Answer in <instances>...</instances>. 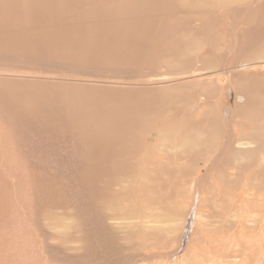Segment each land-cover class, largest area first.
Segmentation results:
<instances>
[{
    "label": "rangeland",
    "instance_id": "rangeland-1",
    "mask_svg": "<svg viewBox=\"0 0 264 264\" xmlns=\"http://www.w3.org/2000/svg\"><path fill=\"white\" fill-rule=\"evenodd\" d=\"M223 1L202 0V4L200 0H0V99H2L0 100V110L2 108L10 110V105H14L12 109L15 110L11 116L13 123H5L4 113L0 112V119H2L0 120V133H2L0 136V158L11 156L14 147L17 150L14 154L17 156L39 155L40 149L38 148L42 143L36 142L35 145L34 142H32L33 144L31 141L29 142V140H34L31 139V137L35 138L34 136L38 141V132L32 130L29 139L30 135L19 131L15 126L16 122H20L16 112L23 110L28 123L37 127V130L45 131L46 136L52 135L55 127H60L62 132L68 127V121L64 123L63 119L59 118L60 111L54 113L56 111L53 106L55 105L54 101H56L57 95H65L67 88L69 92L78 89H71L70 83H68L67 87L58 85L56 90L52 84L45 81L39 82L43 80L34 78L32 75L41 74L40 76L43 77L44 73V76H56L57 73L62 77H73L78 74L75 72L80 69L87 73H96L101 78L119 79L129 76L120 70L124 68V70L140 69L144 72V77L156 73L171 77L194 72L205 74L193 78L194 80L191 79V76L188 80H182L183 83L162 87L165 100L163 112L165 142L168 145L164 148L167 149L165 153H169L170 150L171 152L170 156L165 154L164 161H150V168H147L145 178L146 189L149 192L147 194L146 191L143 192L145 208L142 206L143 200L139 197L138 190L139 186H142V181L141 185L133 183L134 187L131 189H125L129 187L125 186V190L122 192L118 189L121 185L115 184L116 180L111 178L107 181L106 176L102 177V171H99L97 176L96 165L106 162L103 158H99L101 153L99 147L96 152H93L97 162L94 163L91 158H88L92 164L89 168L91 171L86 185L88 194L84 198L88 200L87 210L76 204H69L67 200L59 197L55 202L56 207L51 206L48 209L44 207L41 211V215L44 217L34 216L29 208V212L21 211L18 202L9 201L8 210L13 212H8V217L5 215V220L8 223L0 220V264H175L179 256H182V260L180 259L178 264H185L193 261L190 247H184L180 253L173 254L172 257L169 254L170 259L165 254L179 248L181 241L184 242V235L188 229L191 234V238L188 237L190 241L187 239L188 243L192 242L193 247L198 244L199 248L207 246L205 248L213 255L223 256V259L229 262L232 255L230 254L229 257L223 247H216V243L208 241L218 236L228 239L226 236L234 231L239 233V226L242 222L249 223L250 221L247 226L252 228L255 234L261 230L254 229L253 226H255L254 219L258 221L259 227L264 223V72L260 71L255 74L251 71H249L250 73L243 72L234 78H225L221 82V79L219 80L215 75V71L235 64L264 60V0H252L253 6L249 7L250 9L240 7L232 10L226 16L219 15L218 11L225 4L234 0ZM260 1H262L263 7L257 6ZM232 3L230 2V4ZM232 19L237 20L235 26L229 25ZM230 40L235 41L236 46L232 47ZM210 41H214L212 45L209 43ZM58 60L62 63L68 61L72 66L67 69L58 67L56 66ZM211 71L215 73L212 76L207 74ZM33 72L34 74H31ZM61 72L62 74H59ZM28 74H31L32 78L26 76ZM88 76L90 77V75ZM221 76L224 78L223 75ZM227 80L229 82H226ZM200 81L203 82L199 84ZM224 84H226L225 87H223ZM82 88H88L87 91L89 90L88 92L91 93L104 92L108 96L113 90L119 94H126L128 90L117 91L100 86L79 87V89ZM137 90L131 91V96H136L135 100L148 97L150 104L152 103V90H149L148 93ZM7 103L8 105H5ZM63 109L65 110L62 107L61 112ZM149 114H154L152 106ZM88 115L89 118L92 116L91 113ZM232 115L233 117H231ZM34 118L43 119V121ZM34 120L36 122H33ZM3 122L6 126H3ZM77 123L78 128L80 125L93 124L91 121L85 122L83 119ZM94 123L98 124V121ZM141 124L142 126L146 125L149 130L153 128V120L148 117L142 119ZM9 127L13 128V132ZM44 127L46 129H43ZM216 127L219 128L216 129ZM246 130L250 132H246ZM33 131L37 135L33 134ZM179 131L181 132L179 133ZM161 132L162 130L157 131L156 136ZM174 132L184 138H190L189 142L186 140L185 146H175V139L172 140ZM212 133L216 136L214 137ZM79 135L82 138L84 136L83 140L88 143L94 139L93 136H88L87 130L81 131ZM23 136L26 138L22 142H28L32 148H35L31 153L25 151L27 155L23 153L25 148L22 147L25 146L20 144L21 147H19L18 142H15L18 138L23 139ZM243 137L252 139L254 142L252 146L248 147L249 149L241 150L236 147L235 143H232L233 145L231 144L224 152L227 142H237ZM26 139H28L27 142H25ZM44 145V149L49 148L56 152V154L53 153V156H59L60 151H63L60 146H55L52 142L47 144L45 141ZM31 147L29 149H32ZM192 147H195L193 152ZM217 147L218 149H216ZM18 150H22V152L20 151V153ZM50 153L52 152H47L48 155ZM64 153L65 155L70 154L69 151ZM209 154L212 155L209 156ZM48 155L41 152L39 156L46 157ZM211 156L213 159L208 161ZM225 160H228V164ZM58 164L68 166L64 160H60ZM231 164L232 166H230ZM211 166L213 170L210 169ZM219 166H221L220 169ZM68 168L73 169L72 167ZM233 168L238 172L233 171ZM116 173L119 174L120 170ZM7 174L11 176L13 173L7 172ZM216 174L222 178H217ZM197 176L200 178L202 176L204 182L199 181L202 178H198V187L193 189L195 185L193 179ZM114 178L118 180V177ZM138 178H140L139 175ZM21 179L19 177L18 181L21 182ZM213 180L215 181L213 182ZM0 185H4V180H1ZM18 185L17 183V189L24 194L25 190ZM215 185L216 187H214ZM241 187L243 190L240 191ZM248 188L249 190H247ZM128 192L129 195H127ZM150 192H153V195ZM248 192L252 194H246ZM232 199H236V201L233 202ZM0 202V205H3V201ZM237 203L241 205V208ZM242 204H245L243 208ZM249 205L251 206L249 207ZM252 206L254 207L252 208ZM253 209L255 210L253 211ZM134 210H139L141 215L147 210L149 216L143 215L144 221L140 223L138 219H131ZM120 211L121 214H127H117ZM28 216H32V219ZM87 216L92 217L90 223L94 225L93 234H88V229L85 226ZM116 217H122V219H115ZM189 217L191 219L186 221V218ZM190 222L193 223L192 229H190ZM11 223L12 226H10ZM115 223L117 224L115 225ZM6 225L9 227L7 228ZM11 228L12 230H10ZM26 236H29V240L26 239ZM205 238L208 241H205ZM7 240L10 241L7 243L8 245L4 244ZM35 247L36 252H31ZM155 251L162 252V255L159 257Z\"/></svg>",
    "mask_w": 264,
    "mask_h": 264
},
{
    "label": "bare ground",
    "instance_id": "bare-ground-1",
    "mask_svg": "<svg viewBox=\"0 0 264 264\" xmlns=\"http://www.w3.org/2000/svg\"><path fill=\"white\" fill-rule=\"evenodd\" d=\"M200 1H201L200 3L203 4L202 0H200ZM203 1H205V0H203ZM234 1H230V2H233L232 4H230V2H229V3L225 4L223 7H221L219 9V11H218L219 12V15H225L226 16L232 10L239 9L240 7H243V8L244 7H247V8H249V7H252L253 6V1L252 0H244V1L234 0ZM222 2H224V1L222 0ZM229 5H231V6H229ZM257 6L258 7H260V6L263 7L262 1H260V3H258ZM236 24H237V20H235V19L230 20V23H229L230 26H235ZM142 35H143V33H142ZM236 36H237V34H236ZM231 37H233V36L231 35ZM213 40H214V38H213ZM230 41H232V40H230ZM213 42L210 41L209 43L212 45ZM207 43H208V41H207ZM230 44H231L232 47L233 46H236L235 45V41H232ZM251 53H254V52H251ZM248 56H251V55L248 54ZM240 62H242V61L240 60ZM70 64L71 63H68V61H63V63H62L60 60H58V62L56 63V66L61 67V68H64V69H67V67H71L72 66V65L70 66ZM73 65H75V64H73ZM76 69H77V67H76ZM124 69H120V70L122 71V73H127V75H129V76H127V77L124 76V77H121L119 79L101 78L96 73H87V72H85V70H80V69H79L80 71L78 70V72H75V73H78V74L76 76H73V77H62V76L57 75V73L55 74L56 76H54V75L53 76L52 75L50 76L49 74H48L49 76H46V75L44 76V73H43V77L40 76L41 74L38 75V76L37 75H32V77H34V78L43 80V81H39V82H44L45 81V82H48V83L52 84L56 90H57L58 85H64V86L67 87V84L70 83L71 89H78L77 90L78 92L77 91H72L73 93L72 92H69V90L67 88L66 94L65 95L64 94L63 95H57L56 96L57 99H56V101H54L55 102V105H53V106H55V109L54 110H56L54 113L56 114L58 111H60L59 113H61V115H59V118L63 119V122L64 123L68 121V127L63 132H62V129L60 127L59 128L58 127H55V129L53 131V134L51 133L52 135L49 134L50 136L49 135L46 136L45 131L37 130L36 129L37 127L35 128V127H33V125L30 122L28 123V121H27V119H26V117L24 115L23 110L21 112H16L18 114L17 117H19L18 120L20 122L19 123L16 122L15 123V126H16V128L18 127L17 129L19 131L25 132V135L26 134L30 135L29 136V139H30V137L32 135V130H35V132L36 131L38 132V137H37V139L39 138L38 141L35 139L36 136H34V135L33 136L35 138H32L31 137V139H34V140H29V142L31 141V143L34 142L35 145H36V142H39V144L42 143L40 145V148H38V149H40V151H38V154L40 155L41 152H45L46 155H48L47 154L48 151L49 152H52V153H50V155H48L46 157L45 156H39V155L38 156H31V154H28L29 157H26V156H23V155L22 156H17L16 154H14L17 151L15 149V147H14L12 149V153L13 154H11V156L9 155L8 158L7 157L6 158H0L1 159L0 160V163H1V165H0V182H1V180H4V185L3 186L0 185V190H1L0 201H3V205H0V212L3 213V214L0 213V220L1 221H4V222L6 221L7 222V220H5V218L8 217L7 216L8 215L7 213L12 211V210H8L9 209V204H10L9 201H11V200L18 202V204H19V206L21 208V211L29 212V209H30V212L34 216H36V215L40 216L42 214L41 211L44 209V207L46 209L50 208L51 206H55L56 207L57 205H55V202H56V199H58L59 197L60 198H63V200H67L69 202V204H72V205H75L76 204L79 207H81L82 209L87 210V208H88V200H86L84 198L87 197V194H88V189H86V185H87V181H89L88 178L90 176V171H91L89 168H90V166L92 164V161L94 163L97 162L95 156L93 155L95 153H93V152H96L99 149V147H100V151H101V153L99 154V158L100 159L103 158V160H105L106 162L105 163H98L96 165V167H95L96 169L95 170H97V172H96L97 173V176L99 175V171L100 172L102 171L101 172L102 177L106 176L107 181L111 180V178H112V180H116L115 181L116 182L115 184L116 185H118V184L121 185L120 188H118V189L120 191H122V192L125 189H131L132 187H134V186H132L133 183L140 184L141 181H142V186H139L140 188L138 190H139V197L143 200L142 206H143V208H145V198L143 196V192L146 191V194L149 192L148 189H146V184L147 183H146L145 178H146V170H147V168H150V161L151 160H163L164 161L165 154L167 155V154H169L171 152V150H170L169 153H165L167 149L165 150V148H164L165 146L167 147L168 145H166V142H165V140H166V137H165V124L163 122V112H164V106H165L164 105V101L165 100H164V94H163V91H162V87L163 86L164 87H167V86H171V85H174V84H177V83H181L182 80H188V79H190L189 77H191V76H192L191 79H193L195 77L204 76L205 74L203 72H194V73L185 74V75H181V76L171 77V76H167L165 74H161V73L157 74L156 73L154 75H148V76H145L144 77V74H143L144 72L142 70H140V69H132V68L127 69V70H124ZM191 70H193V69L191 68ZM249 71L253 72L254 74L257 73V72H260V71H263L264 72V60L255 61V62H252V63L235 64L233 66L224 67V69H222V70L215 71L216 74L214 72H212V71L211 72H208L207 74L210 75V76H212V75L215 74L217 76V78L219 80L221 79L220 81L223 82L225 78H227V79L234 78V77H236L240 73L249 72ZM15 73H17V72H15ZM63 73L65 74V72H63ZM11 74H13V72H11ZM31 74H34V72L31 73ZM31 74H28L26 76H30V78H32L31 77ZM59 74H62V72L59 73ZM84 75H87V76L90 75V77L89 76L87 77V76H84ZM221 75H223L224 78H222ZM23 76H25V75H23ZM260 78H262V77H260ZM263 78H262V80H263ZM201 82H203V81H200L199 84ZM226 82H229V81L227 80ZM83 86H89V87H92V86L108 87L109 89H115L117 91H122L124 89H128V90H127L126 94L123 93L124 95L123 94L116 93L114 90L111 91V95L110 96H108L104 92H93V93L96 94L95 95V94H93L91 92H88L89 91V90L87 91L88 88H86V89H83V88L82 89H79V87H83ZM225 86H226V84L223 85V87H225ZM130 88H132V89H130ZM229 88H231V87H229ZM135 89H138L139 91H142L143 93L144 92L145 93H148L149 90H152V92H153V100L151 101L152 103L150 104V101H149V98L148 97H143V98H139V99H136L135 100L136 96L135 97L134 96H131V91H135ZM236 93H238V92H236ZM8 94H10V93H8ZM97 95H99V96H97ZM231 95H233V94H231ZM8 96L10 97V95H8ZM165 96H166V93H165ZM183 97H185V96H183ZM11 98H13V97L11 96ZM59 98H62L63 99V103L66 104V105H64L62 103V99H59ZM137 98H138V96H137ZM147 99H148V102L146 103V100ZM0 100H2V99H0ZM5 100H6V98H5ZM9 100H10V98H9ZM191 101H193V100H191ZM221 102H223V101H221ZM5 105H8V103L5 104ZM167 105H171V104H167ZM13 106L10 105V110L9 109L4 110L3 108H2V110H0V112H3L4 113V121H5V123H7V122L8 123H13L12 122V119H11L12 113L15 112V110L12 109ZM151 106H152V108L154 110V114L153 115H150L149 114V110H150V107ZM218 106H220V105L218 104ZM225 106H226V104H225ZM62 107L65 108V110L63 109V112H61V108ZM205 108H206V106H205ZM51 110H53V109H51ZM221 110H223V109H221ZM24 111L26 112V110H24ZM204 112L206 114V111H204ZM84 113H88V114L91 113L92 116L89 118V115L88 114H84ZM194 113H196V112H194ZM82 114H83V116H82ZM199 115H201V114H199ZM220 116H222V115H220ZM145 117H148L149 119H152L153 120V128L150 129V130L146 127V125L145 126H142V124H141V120L144 119ZM231 117H233V115ZM24 119H26V120L24 121ZM34 119H36V118H34ZM38 119H36V120H38ZM82 119L85 122L91 121L93 124L92 125H83V126L80 125L81 127L79 126V128H78V123L76 124V122H80V121H82ZM0 120H2V119H0ZM180 120L183 121V119H181V118H180ZM40 121H43V119H41ZM95 121H98V124H95L94 123ZM179 121H178V123H180ZM33 122H36V121L34 120ZM208 122H209V120H208ZM191 124H192V122H191ZM1 125H2V123H1ZM199 125H201V124H199ZM199 125H198V127H199ZM219 125H221V124H219ZM237 125H238V123H237ZM3 126H6V125H4V122H3ZM3 126H1V127L3 128ZM11 126H13V125H11ZM40 126H41V124H40ZM212 126H213V124H212ZM51 127L54 128V126H52V125H51ZM5 128H7V127H5ZM9 128H11V127H9ZM210 128H211V126H210ZM217 128H219V127H216V129ZM43 129H46V128L44 127ZM200 129H201V127H200ZM230 129H231V127H230ZM85 130L88 131V134H89L88 136L89 137H92V136L94 137V139L93 140H90L89 143L88 142H85V140H83V139H85L84 136L82 138L81 135H79L81 131L84 132ZM160 130H162V132L159 135L156 136V132L157 131H160ZM189 130H191V129H189ZM10 131L13 132V128H11ZM49 131H51V130L49 129ZM191 131H193V129ZM198 131H200V130H198ZM220 131H221V129H220ZM35 132L33 131V134H36ZM180 132L181 131H179V133ZM209 132H210V129H209ZM246 132H250V131L246 130ZM253 132L255 133V131H253ZM222 133H223V131H222ZM242 134H240V135H242ZM1 135H2V133H0V136ZM212 135H214V137L216 136L214 133H212ZM232 135H233V133H232ZM13 136H15V135H13ZM229 136H231V135H229ZM25 138L26 137L23 136V139L21 138V140H20V138H18L17 141H15L14 139L13 140L15 142H18L19 145L21 144V145L25 146V147H22L23 149L25 148V150L23 152L24 154L27 153L25 151H28V152L30 151V153H31L33 151V149H35V148H32L31 147L32 145L27 142L28 139H26V141H25L27 143H23L22 140L24 141ZM191 138L193 139V137H191ZM221 138H223V136ZM249 138H251V137H249ZM252 138L255 139V137H252ZM11 139H12V137H11ZM174 139H175V146L177 145L178 147H181V146H185L186 140H188L190 138H184V136L183 137L182 136H179L178 133H175L174 132L173 133V139L172 140H174ZM205 139H206V137H205ZM210 139H211V142H213L212 141V138H210ZM228 140H230V139H228ZM45 141L47 142V144H48V142H52L53 144H55V146H60L61 150H63V151H60L61 153H59V156H56V155L53 156L54 155L53 153L56 154V152H54L52 149H49V148H47V150L44 149V146H45L44 145V142ZM188 142H189V140H188ZM84 143H86V144H84ZM232 143H235L236 144V147L240 148L241 150L243 148H248L249 146H252L254 144V142L252 141V139H248V138H244L243 137V138H240L237 142H227V144L224 147V152L231 146ZM207 144H208V142H207ZM21 145L19 147H21ZM30 147L32 149H29ZM210 147H211V145H210ZM212 147H214V146H212ZM194 148L192 147V149H191L192 152L194 151ZM254 148H256V147H254ZM216 149H218V147ZM22 150H20V151L22 152ZM65 151H69L70 154L67 153L65 155V153H64ZM178 151H179V149H178ZM180 151H181V149H180ZM182 151L184 152V149ZM35 152L37 153L36 150H35ZM245 152H247V151H245ZM34 153H32V154H34ZM205 153H207V152H205ZM195 154H196V152H195ZM210 155H212V154H209V156ZM223 155H222V157H223ZM169 156H170V154H169ZM88 158H91L92 161L90 159L88 160ZM226 158H228V157H226ZM263 158H264V156H263ZM211 159H213L212 156L208 159V161H210ZM223 159H225V158H223ZM60 160L66 161L68 166L65 167L62 164L61 165L58 164ZM227 161L225 160V162H227ZM205 162H207L206 159H205ZM227 164H228V162H227ZM204 165H206V164L204 163ZM230 166H232V164ZM68 167H72L73 169L68 168ZM220 167L221 166H219L218 168L220 169ZM252 168H253V166H252ZM210 169H212V166H211ZM118 170H120V173L119 174L116 173ZM235 170L233 168V171H235ZM109 171H111V172L116 171V172L115 173H111ZM199 171H200V169H199ZM201 171H202V169H201ZM7 172H9V173L12 172L13 174L11 176H9L7 174ZM215 172H216V170H215ZM235 172H238V171H235ZM249 172H250V170H249ZM137 174L140 176V178H138V175ZM218 174H220V173L218 172ZM201 175L203 176L202 173H201ZM202 176H201V178H202ZM19 177L22 178L21 179L22 180L21 182L18 181ZM114 177H118V180L115 179ZM213 177L215 178V175ZM198 178H200V177L197 176V177H195L193 179L194 182H195V185H194L193 189L197 186V184H199ZM217 178H220V176L218 177V175H217ZM221 178H222V176H221ZM199 181L204 182L203 181V178H202V180H199ZM214 181L215 180H213V182ZM17 183L19 184L18 186H20L22 189L25 190V193L24 194L17 189ZM122 183L124 184L123 186H122ZM125 186H129V187L128 188H125ZM204 186H205V184H204ZM245 186H244V188H245ZM214 187H216V185ZM199 188H198V191H199ZM241 189H242V187L239 190L241 191ZM239 190H238V192H239ZM247 190H249V188ZM247 190H246V192H247ZM196 191H197V188H196ZM238 192L236 191V193H238ZM249 192L246 193V194H249V195L252 194L253 193V190H252V193H249ZM127 195H129V192L127 193ZM256 199H258V198H256ZM232 201L234 202V201H236V199H232ZM237 201H238V199H237ZM244 201H245V199H244ZM253 201H254V198H253ZM263 201H264V199H263ZM252 202H249V203L253 204ZM231 203H229V204H231ZM237 205H240V204L237 203ZM244 205L242 204V208H243ZM255 205H258V204H255ZM250 206L251 205H249V207ZM254 206H252V208ZM219 207H221V206H219ZM237 207H235V208H237ZM262 207H263V205H262ZM122 208H124V207H122ZM233 208H234V205H233ZM240 208H241V205H240ZM117 210H119V209H117ZM233 210L235 211V209H233ZM254 210L255 209H253V211ZM238 212H236V213H238ZM258 212H260V211H258ZM194 213H195V211H194ZM244 213H245V211H244ZM117 214H121V211L118 212ZM126 214L127 213L121 214V215H126ZM250 214H251V212H250ZM263 214H264V212H263ZM5 215H6V217H5ZM143 215L149 216L147 210H145V212H143L142 215H141V213H140L139 210H134L133 217L131 219H138V221H140V223H141V222L144 221ZM41 216H43V215H41ZM193 216H191V217H193ZM28 217H30V216H28ZM43 217H41V218H43ZM257 217H258V215H257ZM30 218L32 219V216ZM91 218L92 217H90V216H87L86 217L87 222L85 223V226L88 229V234H93V232H94V225L92 223H90ZM260 218H263V217H260ZM26 219H27V217H26ZM115 219H122V217H120V218L116 217ZM190 219H191L190 217L189 218H186V221L187 220H190ZM263 220H264V218H263ZM113 222H115V221H113ZM254 223H255V226H253L254 229L255 228L257 230L258 229L259 230L261 229L259 232H257V234L254 233V230L252 228L250 229L247 226V224H250V221H249V223L242 222L240 224V226H239V231L240 232L239 233L236 232V231L232 232L231 234H229L228 236H226L228 239H226L225 237L222 238V237L218 236V237H216L214 239H211V240L209 239L210 241H208L205 238V241H208L209 243H216L217 244L216 247H223L224 250H225V252H226V254H228L229 257H230V254H231L232 257H230L231 260L229 262H228V260H224L223 259V256L213 255L210 251H208L205 248L207 246H204L203 248H199V245L198 244H196L197 246L193 247L194 244L192 242H189L188 243V241H187V239L189 240L188 237L191 238V234L188 231L189 229L187 230L186 234L184 235L185 236L184 242L182 240L181 243H180V245L178 246L179 248H177L174 251L172 250V251L166 252L167 254H165V255H167V257L169 258L170 256L172 257L173 254L180 253V251L184 247H188V248L190 247L192 249L191 251H192V254H193V261L192 262H187L185 264H264V227H262L264 225V223H263V225L261 227L258 226V221H256V219H254ZM116 224L117 223H115V225ZM192 224L193 223L190 222V225H191L190 229H192ZM10 226H12V223H11ZM8 227H9V225L7 226V228ZM25 228H26V226H25ZM10 230H12V228ZM19 231H20V229H19ZM95 234H97V233H95ZM26 239L29 240V236ZM8 242H10V241L7 240V242H5L4 244L8 245L7 244ZM30 242L32 243V240ZM30 242L28 241V243H30ZM28 243L26 242V244H28ZM6 245H4V247H7ZM21 245H19V246H21ZM21 247H23V246H21ZM27 248L30 249L28 246H27ZM197 248H199V249H197ZM6 249H10V248H6ZM35 249H36V247L33 250H31V252L32 251L36 252ZM10 250H12V249H10ZM155 252H156V255H158L159 257H160V255H162V252H158V251H155ZM34 254H36V253H34ZM88 254H90V253H88ZM169 254H170V256H169ZM207 254H209V255H207ZM31 255H33V254H31ZM148 257H150V256H148ZM196 258H197V260H196ZM180 259L182 260V256H179L178 257L177 263H175V264L180 263V262H178V261H180ZM44 261H46V260H44ZM40 263H44V262H40Z\"/></svg>",
    "mask_w": 264,
    "mask_h": 264
}]
</instances>
